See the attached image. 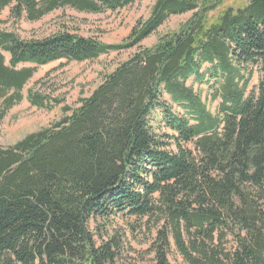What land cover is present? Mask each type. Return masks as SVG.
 <instances>
[{"label":"trees","instance_id":"obj_1","mask_svg":"<svg viewBox=\"0 0 264 264\" xmlns=\"http://www.w3.org/2000/svg\"><path fill=\"white\" fill-rule=\"evenodd\" d=\"M137 1L0 0V12L33 22ZM244 1L213 17L223 0H155L119 44L68 27L40 39L0 30V121L40 67L135 50L59 121L0 146V264H118L120 234L90 223L119 215L162 223L149 264H172V244L185 264H264V0ZM187 13L178 31L142 46ZM26 99L62 104L32 89Z\"/></svg>","mask_w":264,"mask_h":264},{"label":"rangeland","instance_id":"obj_2","mask_svg":"<svg viewBox=\"0 0 264 264\" xmlns=\"http://www.w3.org/2000/svg\"><path fill=\"white\" fill-rule=\"evenodd\" d=\"M201 2L203 0H200ZM155 0H140L134 5L116 12L98 14L79 13L70 8L52 12L39 21L22 19L15 21L10 18L9 9L0 12V30L15 32L22 39H40L52 35L63 27L86 37H94L103 43L119 44L131 33L137 21L150 16ZM244 0H223L218 11L210 13L217 17L225 7L243 6ZM217 8V9H218ZM192 13L173 16L161 26L157 33L146 39L142 46L153 47L160 36L178 31L183 24L191 19ZM135 50L113 52L102 55L97 60L82 63L56 61L40 67L34 78L24 90L25 99L15 106L7 116L0 121V146L11 147L26 136L50 127L63 117L62 107L67 105L75 108L81 97H89L102 83L107 74L127 60ZM9 58V56H7ZM259 82V74L255 73L251 87L255 89ZM41 83V84H40ZM189 85L202 92L207 97L206 86H200L189 81ZM43 91L53 98L60 99L62 104L52 111L32 107L26 99L29 90ZM208 102V99L206 100ZM216 104L210 106L215 110ZM100 227L104 233L120 234L124 247V256L118 264H149L153 255L150 253L157 231L162 229V223L153 219H136L125 216L112 217L107 222L90 223V229L95 231ZM169 259L172 264H185L174 244L171 245Z\"/></svg>","mask_w":264,"mask_h":264}]
</instances>
